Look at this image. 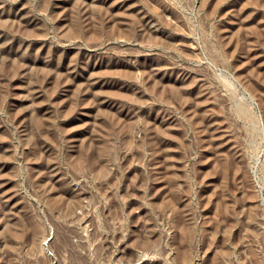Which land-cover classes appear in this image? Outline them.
<instances>
[{
  "label": "rangeland",
  "instance_id": "rangeland-1",
  "mask_svg": "<svg viewBox=\"0 0 264 264\" xmlns=\"http://www.w3.org/2000/svg\"><path fill=\"white\" fill-rule=\"evenodd\" d=\"M47 222L59 264H264V0H0V264Z\"/></svg>",
  "mask_w": 264,
  "mask_h": 264
},
{
  "label": "built area",
  "instance_id": "built-area-1",
  "mask_svg": "<svg viewBox=\"0 0 264 264\" xmlns=\"http://www.w3.org/2000/svg\"><path fill=\"white\" fill-rule=\"evenodd\" d=\"M77 235L71 236V241L76 246L83 243L84 237L81 232ZM57 232L53 225L49 222L46 223L45 232L39 241V254L43 259V264H59V256L56 251Z\"/></svg>",
  "mask_w": 264,
  "mask_h": 264
},
{
  "label": "bare ground",
  "instance_id": "bare-ground-1",
  "mask_svg": "<svg viewBox=\"0 0 264 264\" xmlns=\"http://www.w3.org/2000/svg\"><path fill=\"white\" fill-rule=\"evenodd\" d=\"M19 235L21 236L25 235L29 237L32 245L37 244L38 241H40V236H41L39 227L37 225H34L33 223H30L29 225H24L22 230L18 232V236ZM144 260H145V257H140V259L138 260V263L137 262L136 263L143 264Z\"/></svg>",
  "mask_w": 264,
  "mask_h": 264
}]
</instances>
